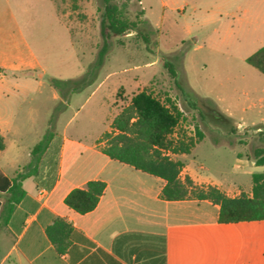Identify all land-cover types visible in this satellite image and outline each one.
Here are the masks:
<instances>
[{"label":"rangeland","instance_id":"obj_1","mask_svg":"<svg viewBox=\"0 0 264 264\" xmlns=\"http://www.w3.org/2000/svg\"><path fill=\"white\" fill-rule=\"evenodd\" d=\"M115 3H128L130 20L143 21L138 31L103 30V0H0V57L24 55L35 64L3 82L15 93L16 123L21 126L23 112H34L40 141L60 112L54 129L62 133L69 123L67 134L93 139L106 127L113 133L115 117L146 90L182 111L171 139L197 141L189 154L170 157L200 179L250 194L252 175L264 173L253 162L264 147V74L246 59L263 47L264 31L238 24L243 0ZM23 88L29 92L24 106ZM65 104L71 107L63 110ZM18 135L10 144L23 147ZM31 141L33 135L25 144ZM184 168L181 179L189 176Z\"/></svg>","mask_w":264,"mask_h":264},{"label":"crops","instance_id":"obj_2","mask_svg":"<svg viewBox=\"0 0 264 264\" xmlns=\"http://www.w3.org/2000/svg\"><path fill=\"white\" fill-rule=\"evenodd\" d=\"M242 8L238 24L264 31V0H243ZM34 66L24 55L0 57V134L5 143L0 152V264H264V220L220 223V206L210 200L162 199V178L103 153L108 127L93 139L67 134L69 123L60 133L53 128L59 125V112L56 121H48L54 135L35 165L32 150L42 133L36 114L23 112L21 129L15 121V93L3 86L7 74ZM27 90L23 88V106ZM13 133L23 135V147L17 140L10 144ZM31 135L33 142L25 144ZM184 171L195 183L217 186L230 197L243 191L200 179L188 166ZM20 173H32L21 182L22 195L20 189L12 191ZM92 180L106 183L93 211L80 214L65 204L71 190ZM57 217L73 226L64 253L46 234Z\"/></svg>","mask_w":264,"mask_h":264},{"label":"trees","instance_id":"obj_3","mask_svg":"<svg viewBox=\"0 0 264 264\" xmlns=\"http://www.w3.org/2000/svg\"><path fill=\"white\" fill-rule=\"evenodd\" d=\"M103 1V30L114 34L139 30L143 21L140 18L136 21L130 20L128 3L118 5L115 0ZM140 13L144 14L145 10L141 9ZM246 61L264 74V47L247 57ZM171 71L176 76L173 68ZM182 119V111L171 99L166 98V101H163L153 93L142 90L134 94L129 105L115 117L112 122L113 133L107 132L103 135L102 141H106V145L101 150L112 159L162 178L166 182L161 192V198L164 200H210L220 206V223L264 220V173H254L251 193H241L237 197L228 196L217 186L197 184L190 176L180 178L185 164L181 159L171 158L170 154H189L197 142L193 139H171ZM53 135V132L48 131L34 146L32 162L35 165ZM198 135V140L201 141L203 134L198 132ZM4 148V139L0 134V152ZM162 151H166V154L162 155ZM253 161L256 166H264V147L255 151ZM31 174H18L14 179L12 191L20 189L22 195L24 191L21 182ZM105 189V182L89 181L85 187L71 190L65 198V204L80 214L89 213L97 207ZM72 231V224L61 217H57L46 228L49 240L60 253L69 248Z\"/></svg>","mask_w":264,"mask_h":264},{"label":"water","instance_id":"obj_4","mask_svg":"<svg viewBox=\"0 0 264 264\" xmlns=\"http://www.w3.org/2000/svg\"><path fill=\"white\" fill-rule=\"evenodd\" d=\"M202 110H203V112H206L207 111V109L205 108V107H200Z\"/></svg>","mask_w":264,"mask_h":264},{"label":"built area","instance_id":"obj_5","mask_svg":"<svg viewBox=\"0 0 264 264\" xmlns=\"http://www.w3.org/2000/svg\"><path fill=\"white\" fill-rule=\"evenodd\" d=\"M40 195H43L42 191L39 192Z\"/></svg>","mask_w":264,"mask_h":264}]
</instances>
